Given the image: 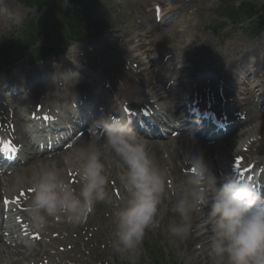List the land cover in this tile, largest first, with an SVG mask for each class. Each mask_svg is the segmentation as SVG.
Segmentation results:
<instances>
[{
    "label": "clouds",
    "instance_id": "clouds-1",
    "mask_svg": "<svg viewBox=\"0 0 264 264\" xmlns=\"http://www.w3.org/2000/svg\"><path fill=\"white\" fill-rule=\"evenodd\" d=\"M70 148L62 163L41 160L19 170L6 191L14 194L31 188L26 211L37 230L57 217L77 226L97 203H111L104 157L114 154L123 169L119 180L126 195L114 213L110 245L121 256L139 254L146 230L160 226L157 215L167 178L148 139L130 120L107 114L90 124L86 140H74ZM188 162L182 194L174 205L180 222L170 225L169 233L187 238L193 214L207 208L210 264H264V192L239 177L219 179L199 157L191 156ZM66 169L79 177L78 188L67 178Z\"/></svg>",
    "mask_w": 264,
    "mask_h": 264
},
{
    "label": "bare ground",
    "instance_id": "bare-ground-1",
    "mask_svg": "<svg viewBox=\"0 0 264 264\" xmlns=\"http://www.w3.org/2000/svg\"><path fill=\"white\" fill-rule=\"evenodd\" d=\"M21 5L18 4L17 1L15 0H3L1 7L5 8L7 13H19L21 12ZM140 28V26L138 27ZM2 30L1 22H0V32ZM202 38L198 35L194 36L192 39L186 42V46L182 48L183 55L180 56L178 54L177 59L179 61H184V62H190L191 69L189 71V74L187 75L189 80H193L195 78L194 70L195 67L199 61L202 54L199 53L198 56L194 57L195 55V50L198 48L202 47L201 45ZM101 47H105L107 49V54L103 55L101 52V49L97 52L96 59L94 62L96 63L98 68H93L92 70L97 73H109L111 74V77H115L116 81L112 83V90L113 92L119 96L120 98H123V102L129 101V103H139L143 102L145 100H148V97L151 98H158L159 100H164L165 105L168 107L169 110L172 111V108L174 106L173 104V97L172 94L169 92L168 88L162 83L159 82V80L152 82V84H149V87L154 91V95L152 94L147 95L145 91V85L144 81H142V84H137L136 79L132 76L131 73L126 72L124 73V69L121 66L123 63V57H111L109 58L108 55L110 53V48L106 44V42H103L100 44ZM264 46L259 47L258 49H255V44L251 45H241L238 47L236 52H226V56H222L220 53H215L213 55L211 54H206V61H215L217 63H223L224 59H228L227 66L225 68V74L228 76H232L234 73V66L238 64L244 65L245 63L246 66L249 64H253L256 66L258 64V57L255 55H261V49H263ZM190 52V54H188ZM251 56H255L254 61H250ZM197 58V59H196ZM53 64H61V62L53 63ZM114 64L116 66H114ZM56 69L59 68L58 65H53ZM110 68V69H109ZM53 69L51 65L48 66H42V67H37L32 71H29L27 75L30 77L29 82L24 81L25 84L31 85L30 87L32 88V96H30V102H35L36 103H41L45 106L55 104V102L52 100V97H57L59 94L58 90L60 88V84H53L56 81L52 80L50 84H45L44 82L41 81H36L37 77L35 76L37 73L41 72H50ZM109 70V71H108ZM112 70V71H111ZM25 71V69H23ZM33 75V76H32ZM253 78L258 77V73L254 72L251 75ZM110 76L107 78L110 79ZM16 79V77H14ZM48 79H52V75H48ZM86 81H79V80H74L71 81L69 84L66 85V89L73 90V91H84L88 93L89 91H93L92 86L89 83H86ZM57 83V82H56ZM185 83V82H183ZM0 84H2V78H0ZM53 84V85H52ZM121 84H124L126 87L122 88ZM125 90V91H124ZM191 90H194V87H191ZM45 92V94H43ZM85 93V94H86ZM51 96V98H49ZM136 97H138V100L141 101H131L130 100L133 98V100H136ZM184 102H186L187 98L183 99ZM148 102V101H147ZM12 104H15L13 101L11 102ZM10 105L13 108V112L10 111V108L8 107H0V120L2 122V131L4 132L5 136H9V130H10V124L14 123L15 116H17V120L19 122L21 112L23 110L29 109L27 104L24 108H22L19 105ZM65 104V103H64ZM246 105H240V108H244L251 118H256L257 115L255 112H258L256 109V106L253 104V102L250 99V95L248 93V97L246 100ZM172 107V108H171ZM175 107V106H174ZM16 112V113H15ZM17 114V115H16ZM252 114V115H251ZM255 114V115H254ZM12 117V118H11ZM13 119V120H12ZM17 123V122H16ZM18 124V123H17ZM22 127H20V131L22 134V142L27 145L26 139L23 136V131L21 130ZM264 129V125L260 129H245L244 126L238 130V133H241L239 140H237L235 143L231 142L230 140L227 142H219L216 141L213 144H207L206 141H202L194 135H180L179 137H174V138H169L167 140H148L149 141V147L152 150L153 154L156 156L157 161L161 168L165 169L167 172V178H166V184H165V194L162 199V203L159 207H163L164 205L170 206L171 199H174V202L180 198L182 194V189L184 187V180L186 173L188 172V166L187 161L190 159L188 158L187 155L191 154L194 156H197L202 159L204 165L209 166V164H206L205 161H207V157H214L215 155L219 156L222 155L221 157L227 158L231 157L233 158V153L234 150L238 151L239 148L242 147L244 143L250 142L254 136L260 134ZM18 132H19V127H18ZM264 133V132H262ZM234 137V135L232 136ZM87 135L81 139L80 141L86 140ZM260 153H264L263 151H260L257 153L258 155H261ZM69 153L66 151L60 152L59 155H56L55 158L51 159L50 155H42V157H36L35 156H28L26 159L28 160V166L22 167L21 169H26L30 165H32L36 161H53V160H58L61 161L62 163V158ZM233 155V156H232ZM26 156V155H25ZM206 157V160H203V158ZM32 159V160H31ZM105 165H106V172L109 174L111 172H118L121 173L123 171L122 167L117 161V158L114 156V154H106L104 157ZM217 161L218 158L214 161L216 166H217ZM186 162V163H185ZM213 172L216 171V168H212ZM18 170V171H19ZM210 170V169H209ZM17 171V172H18ZM211 171V170H210ZM13 173L11 175L6 176V182L7 184H11L13 181L15 174ZM71 173V176L69 175ZM66 176L67 178L72 182L73 177L75 179L79 180V177L76 175H73V172L71 170L66 169ZM74 179V180H75ZM76 180L72 183H75ZM75 187H79L78 182L74 184ZM30 187H24L21 189H27ZM17 190L12 196L18 195V192L20 190ZM2 190L6 191V185H4V182L2 180L0 181V199L2 198ZM7 192V191H6ZM30 197L27 199L29 202L32 193H29ZM11 196V197H12ZM106 204V209L109 212V218H114V209L112 206V201L111 203H105ZM173 213H175V222L179 223L180 222V217L176 213L175 209L171 210ZM25 212V213H24ZM105 212V211H103ZM167 212H169V209H167ZM206 213H207V208L204 209V212L201 214H193L192 216V230L191 234L187 238H179V237H174L173 242L174 244L178 245L183 254L186 255V257L189 260L190 264H210V259L208 257V238L210 236V225L207 224L206 222ZM24 214V217L27 218L28 220L29 217L27 215V211H21L19 213ZM52 218H49V222L47 226L43 230H39L40 234H43L44 237H49L51 234V230L56 229L58 232L57 228V223H50ZM114 224V223H112ZM111 224V225H112ZM56 238V239H55ZM37 240V239H36ZM54 240H60L63 243L68 242V240L63 236L61 232H59L58 237L50 238V242L52 243ZM44 241L34 242V245L29 246V247H24V249H10L7 244L3 243L0 244V259H4L5 257L7 258H13L15 257H21V259H25L26 256L31 255V252L36 253V248L44 244ZM198 243L200 244V247L198 248V245L194 247V245ZM183 244L185 245V248H183ZM29 252V253H28ZM70 254V253H66ZM18 258V260H21ZM41 260V259H40ZM37 264V262H36Z\"/></svg>",
    "mask_w": 264,
    "mask_h": 264
},
{
    "label": "rangeland",
    "instance_id": "rangeland-1",
    "mask_svg": "<svg viewBox=\"0 0 264 264\" xmlns=\"http://www.w3.org/2000/svg\"><path fill=\"white\" fill-rule=\"evenodd\" d=\"M230 1H232V0H230ZM235 1L238 2V0H235ZM132 2L135 3V5L125 4L127 6L126 8H132L134 6H140V8L145 7L148 10L149 7L152 6L153 0H151V1L150 0H148V1H146V0H132ZM253 2H254V4H256L258 6V8L260 10L264 9V0H254ZM219 4H220L219 0H212L210 5L208 7H205L206 8L205 10H207L209 8L214 9L215 7L217 8ZM23 8L26 9L25 7H23ZM104 9L110 12V13H107V15H109V16L106 19L109 20V18H110L112 20L113 16L111 15V11L105 7H104ZM29 11H31L35 17H39L41 15V12H42V11H39L36 9H34V10L28 9V11H26V13ZM27 15H28V13L25 15V11L23 10L22 16H24V17L22 19H25ZM123 19H124V21H127L130 24L133 23L132 18L129 16V13L127 11H124ZM15 21L19 27L21 19L15 18ZM208 22L209 21H208V18L206 15L202 16V17L201 16L198 17L196 15L194 22H193L194 24L192 26H190V28L188 30V32L191 35H185V36L179 35L180 38L175 39L174 42L165 41L162 39H154V37L151 40L141 39L143 42L148 44V47H150L149 50H151V51L155 50L152 52L148 51L147 54L145 55V57H151V53H152V57L149 59V60H151L157 56V54H158L157 50L158 49L162 48L163 50H167L166 52H168V50L171 46L174 47L175 43L178 44L177 41H179V40L183 41L184 39H191L194 34H198L199 36L204 37V41H203V47L204 48H207L209 46V44L212 42L213 43L212 46L215 47L216 49H218L220 46V45H218L219 40H221V42H223L222 45H226V43L229 40L231 41L234 37L238 38V40H240V41L250 39L251 37H253L249 34V32L246 29L247 25L239 24L236 26L235 22H233L232 20H229L223 16L217 18L216 22H214V23H218V25H219V30L217 32H214V30L206 27L207 26L206 24ZM204 28H207V29H204ZM19 33H20L19 30L16 28L14 29V32H13V29L10 30L9 28H6L4 30V32L0 33V40H3V39H11L12 40L13 39V41H20V39H22V36ZM145 57H144V60L147 61ZM149 63H148V65H146V68H149ZM108 190H109V188H108ZM109 192H110V190H109ZM120 193L122 194V191H120ZM124 195H126V194L124 193ZM166 209L167 208H165V207H162V208L160 207V209L158 211L157 219H158L159 225H160L159 228H156L154 230L152 228H149L146 230L141 250H140L139 254L133 256V260L137 261V264L139 263L138 259H140L142 261L145 260L146 262L150 261L149 253L146 249L145 242H146V240L150 241V246L153 249L155 244H156L157 238L160 240V243H162V246L164 247V249L168 250L170 252V255L174 256L175 259H182L180 257V253H179L178 248H174L172 242L167 238V229L169 228L170 225H172V221H171L170 214L169 215H168V213L166 214V211H165ZM98 218L99 217L96 216L94 219L97 220ZM99 224L100 223H98V222H94L92 224L91 230H92V233L94 234V239L92 240V245L95 246L96 242H98L96 245L101 248V250L98 251V253L101 255H104L102 248L105 247V252L107 250L108 251L110 250L109 244L107 243V240H110L111 236L103 234L102 231L98 232L97 228L99 227ZM81 231H82V229H81ZM83 231H84V229H83ZM86 240H87L86 236H83L82 242L84 243ZM94 240H96V242ZM82 242L79 244L80 247H82ZM83 259L85 260V262H87V263L89 262L87 260V258H83ZM109 260H112L111 251H110V254L108 252V257L105 258L104 264H114V263L108 262ZM121 260H122V256L120 257V259L117 257V264H121ZM182 262L185 264L186 261L182 260ZM95 264H100V263L96 262Z\"/></svg>",
    "mask_w": 264,
    "mask_h": 264
},
{
    "label": "snow or ice",
    "instance_id": "snow-or-ice-1",
    "mask_svg": "<svg viewBox=\"0 0 264 264\" xmlns=\"http://www.w3.org/2000/svg\"><path fill=\"white\" fill-rule=\"evenodd\" d=\"M45 119H47V117H45ZM7 146L12 147L11 142H8V145Z\"/></svg>",
    "mask_w": 264,
    "mask_h": 264
}]
</instances>
